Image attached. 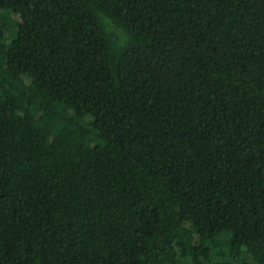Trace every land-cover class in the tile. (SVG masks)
<instances>
[{"label":"trees","instance_id":"1","mask_svg":"<svg viewBox=\"0 0 264 264\" xmlns=\"http://www.w3.org/2000/svg\"><path fill=\"white\" fill-rule=\"evenodd\" d=\"M0 264H264V0H0Z\"/></svg>","mask_w":264,"mask_h":264},{"label":"rangeland","instance_id":"2","mask_svg":"<svg viewBox=\"0 0 264 264\" xmlns=\"http://www.w3.org/2000/svg\"><path fill=\"white\" fill-rule=\"evenodd\" d=\"M73 140H74V139H73ZM73 140H72V141H73Z\"/></svg>","mask_w":264,"mask_h":264}]
</instances>
